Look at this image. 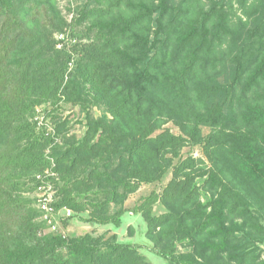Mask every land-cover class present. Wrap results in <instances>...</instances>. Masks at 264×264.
<instances>
[{
  "label": "trees",
  "instance_id": "obj_1",
  "mask_svg": "<svg viewBox=\"0 0 264 264\" xmlns=\"http://www.w3.org/2000/svg\"><path fill=\"white\" fill-rule=\"evenodd\" d=\"M57 1L0 0V264H150L46 232L48 170L57 211L140 214L167 264H264V0H85L70 22Z\"/></svg>",
  "mask_w": 264,
  "mask_h": 264
},
{
  "label": "rangeland",
  "instance_id": "obj_2",
  "mask_svg": "<svg viewBox=\"0 0 264 264\" xmlns=\"http://www.w3.org/2000/svg\"><path fill=\"white\" fill-rule=\"evenodd\" d=\"M85 2V0H58V8L62 15L65 17L67 22H70L72 16L75 14V8L79 7ZM70 10V11H68ZM63 39H70L68 35H64ZM60 40V38H58ZM96 116L99 114L95 111ZM62 117L70 116V132L80 136L84 133V115L78 111L77 108H71L66 106L63 108ZM197 156L198 152L194 153ZM167 177L162 184L158 185H148L141 187L138 192L131 195L127 202L126 207L129 211L132 207L139 202V200L149 194L151 191L160 192L161 187L168 180ZM62 213L57 215L54 219V225L56 226V231L53 233H59L66 237L80 236L83 234H91L93 236H100L105 234H115L118 242L135 247L138 252L145 258V260L150 264H167V261L162 257L158 256L152 249L151 243L147 240L146 226L140 214H133L127 212L121 217V224L118 227L112 225H96L87 222V214L74 215L71 213V217L68 219H63ZM46 232L50 233L48 229ZM264 250V246H263Z\"/></svg>",
  "mask_w": 264,
  "mask_h": 264
},
{
  "label": "built area",
  "instance_id": "obj_3",
  "mask_svg": "<svg viewBox=\"0 0 264 264\" xmlns=\"http://www.w3.org/2000/svg\"><path fill=\"white\" fill-rule=\"evenodd\" d=\"M57 39H63V35H59L56 37ZM58 48L60 45L57 46ZM36 121L38 126L44 125L47 129L48 133L53 134V129L48 125L42 116L36 117ZM54 173L50 170L45 171L41 175L36 176V180L38 181V185L35 191V199H36V208L41 213V221L46 225L47 230L49 229L51 232L56 231V226L54 225L53 219L62 213L63 219H68L71 217V211L68 209L56 210L54 207L55 203V191L53 186L49 183L48 179L50 177H54Z\"/></svg>",
  "mask_w": 264,
  "mask_h": 264
}]
</instances>
